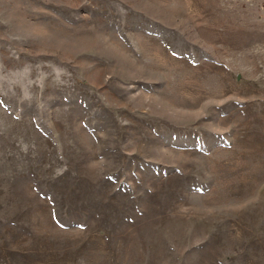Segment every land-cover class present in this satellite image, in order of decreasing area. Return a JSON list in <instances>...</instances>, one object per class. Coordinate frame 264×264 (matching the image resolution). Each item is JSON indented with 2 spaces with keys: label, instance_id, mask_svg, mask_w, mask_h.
<instances>
[{
  "label": "rangeland",
  "instance_id": "rangeland-1",
  "mask_svg": "<svg viewBox=\"0 0 264 264\" xmlns=\"http://www.w3.org/2000/svg\"><path fill=\"white\" fill-rule=\"evenodd\" d=\"M0 264H264V0H0Z\"/></svg>",
  "mask_w": 264,
  "mask_h": 264
}]
</instances>
